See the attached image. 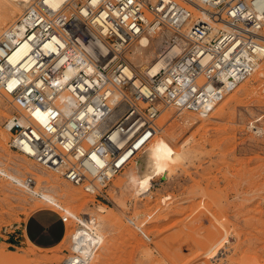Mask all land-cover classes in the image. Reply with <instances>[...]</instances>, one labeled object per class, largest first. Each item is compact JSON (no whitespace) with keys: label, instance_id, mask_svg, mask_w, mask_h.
Here are the masks:
<instances>
[{"label":"built area","instance_id":"built-area-1","mask_svg":"<svg viewBox=\"0 0 264 264\" xmlns=\"http://www.w3.org/2000/svg\"><path fill=\"white\" fill-rule=\"evenodd\" d=\"M157 34L163 66L146 77L124 53ZM262 61L264 0H35L0 37L9 149L96 196L143 154L161 108L209 116Z\"/></svg>","mask_w":264,"mask_h":264},{"label":"rangeland","instance_id":"rangeland-1","mask_svg":"<svg viewBox=\"0 0 264 264\" xmlns=\"http://www.w3.org/2000/svg\"><path fill=\"white\" fill-rule=\"evenodd\" d=\"M2 1L0 35L26 10L11 16L16 3ZM165 34L144 35L124 53L139 74L155 59L144 56L160 50ZM142 41L144 56L136 52ZM11 112L0 95V264L68 261L82 227L78 220L89 219L97 229L80 222L101 244L88 264H264V61L206 118L161 108L154 139L162 138L179 158L169 175L141 193L134 163L100 182L91 196L11 151L4 130ZM1 174L31 178L32 194ZM42 212L50 220L60 216L65 226L52 248L34 246L25 236L30 218Z\"/></svg>","mask_w":264,"mask_h":264},{"label":"bare ground","instance_id":"bare-ground-1","mask_svg":"<svg viewBox=\"0 0 264 264\" xmlns=\"http://www.w3.org/2000/svg\"><path fill=\"white\" fill-rule=\"evenodd\" d=\"M13 1L16 3L17 7L16 6H14L15 8L13 7L14 9L11 13V16L19 10V7H25L27 10L31 6V4H33L35 0H33L32 3L30 2V0H13ZM43 1L46 4H48L50 7H52L53 9L60 10V9H63L64 4L69 2L70 0H43ZM75 4L74 2H72L71 6L73 7ZM3 7H4L3 1L0 0V10ZM1 22L3 21L1 20ZM15 22L13 24H15ZM141 37H146V36H141ZM140 38H138L137 41ZM165 41L164 43H162L160 50L156 54H154V52H150V54H148L146 57L143 55V53H141V49L145 41H142V43L137 44L138 49H136V52H138L141 56H144L145 59H147L149 56L154 57L155 55L154 61H152L147 67L145 66L142 67L141 69L143 71L142 75L146 77L153 76L154 74L158 73L159 70L162 68L163 64L159 62V60L157 59V56H158V53H160L166 47ZM147 46L148 45H144V49L148 48ZM172 53L177 54L178 49H175L174 51H172ZM22 54H23V50L21 48L15 52V54L13 55V58H19ZM200 117L206 118L208 116H200ZM154 138L150 142V144L147 146L143 154L139 157L137 162H135V165H134L135 166L134 169H136V174L138 178V187H137L136 193H141L144 190L148 191L150 183L156 177L163 176V175L164 176L169 175V173H171V171L175 169L173 167H175L174 165H176L178 158H179V154L174 152L162 138H158V139H154ZM32 189H33V181L28 187H25L24 190H26V192H28L29 194H32ZM80 221L83 223H87V225L92 229H97V227L95 226L96 225L95 222H93L90 219L83 220V221L78 220V222L82 225V227H80L78 231L76 232V234L74 235L72 250L78 253L81 252L82 254H85L86 256H87L86 252H89V250H91V253L89 252V257L83 258L81 261H80L79 256H71L69 257L68 261L65 260L62 264H77V263L88 264V262H91L92 259L94 258L95 252L97 251L98 247L101 244L97 236H94L92 232L89 230V228L86 227L84 224H82ZM81 230L84 231L86 234L83 233L81 236H78L77 233ZM84 250L86 252H84Z\"/></svg>","mask_w":264,"mask_h":264},{"label":"crops","instance_id":"crops-1","mask_svg":"<svg viewBox=\"0 0 264 264\" xmlns=\"http://www.w3.org/2000/svg\"><path fill=\"white\" fill-rule=\"evenodd\" d=\"M49 215L43 212L37 213L33 218H30L27 224L25 236L34 246L52 248L59 244L61 236L65 235V226L62 218L54 214L55 216L53 217H56V220L53 218L50 220ZM53 230L56 231L55 235L51 234Z\"/></svg>","mask_w":264,"mask_h":264}]
</instances>
